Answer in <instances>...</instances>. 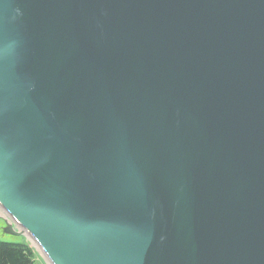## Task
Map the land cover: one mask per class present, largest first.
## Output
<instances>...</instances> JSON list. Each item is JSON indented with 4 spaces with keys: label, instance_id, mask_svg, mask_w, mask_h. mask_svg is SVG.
Listing matches in <instances>:
<instances>
[{
    "label": "water",
    "instance_id": "water-1",
    "mask_svg": "<svg viewBox=\"0 0 264 264\" xmlns=\"http://www.w3.org/2000/svg\"><path fill=\"white\" fill-rule=\"evenodd\" d=\"M0 208L49 264H264V0H0Z\"/></svg>",
    "mask_w": 264,
    "mask_h": 264
},
{
    "label": "trees",
    "instance_id": "trees-1",
    "mask_svg": "<svg viewBox=\"0 0 264 264\" xmlns=\"http://www.w3.org/2000/svg\"><path fill=\"white\" fill-rule=\"evenodd\" d=\"M34 250L27 243L0 241V264H34Z\"/></svg>",
    "mask_w": 264,
    "mask_h": 264
},
{
    "label": "rangeland",
    "instance_id": "rangeland-1",
    "mask_svg": "<svg viewBox=\"0 0 264 264\" xmlns=\"http://www.w3.org/2000/svg\"><path fill=\"white\" fill-rule=\"evenodd\" d=\"M4 217V219H3ZM5 219L11 222L9 219V216L6 215V213L0 208V241L1 242H12L14 243H29L28 239L24 235H11L7 234L4 231L7 230V224L5 222ZM14 225V224H13ZM15 226V225H14ZM30 247L34 250V264H49L47 260L41 255V252L38 248H36V245L34 243H29Z\"/></svg>",
    "mask_w": 264,
    "mask_h": 264
},
{
    "label": "bare ground",
    "instance_id": "bare-ground-1",
    "mask_svg": "<svg viewBox=\"0 0 264 264\" xmlns=\"http://www.w3.org/2000/svg\"><path fill=\"white\" fill-rule=\"evenodd\" d=\"M10 220H11V219H10ZM9 222H10V221H9ZM10 223H13V222H12V220H11V222H10Z\"/></svg>",
    "mask_w": 264,
    "mask_h": 264
}]
</instances>
